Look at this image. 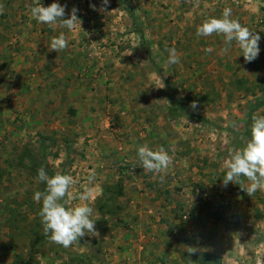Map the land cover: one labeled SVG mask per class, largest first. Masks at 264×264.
Here are the masks:
<instances>
[{
    "label": "rangeland",
    "instance_id": "374dc122",
    "mask_svg": "<svg viewBox=\"0 0 264 264\" xmlns=\"http://www.w3.org/2000/svg\"><path fill=\"white\" fill-rule=\"evenodd\" d=\"M34 2L0 0V264L264 261V192L222 186L229 150L264 115V0H110L105 11L101 0H41L66 4V18L76 7L73 31L31 18ZM225 7L261 36L253 62L235 42L224 54L222 35H196ZM61 32L68 47L49 51ZM167 48L180 63H166ZM144 144L173 157L163 182L141 167ZM42 166L72 175L73 193L94 170L98 236L48 240L33 199Z\"/></svg>",
    "mask_w": 264,
    "mask_h": 264
},
{
    "label": "clouds",
    "instance_id": "9594fccd",
    "mask_svg": "<svg viewBox=\"0 0 264 264\" xmlns=\"http://www.w3.org/2000/svg\"><path fill=\"white\" fill-rule=\"evenodd\" d=\"M110 0H101L99 11H105ZM94 10L95 5H90ZM66 4L53 2L43 6L41 0H35L30 7L31 18L38 23L46 24L53 30L57 26L67 28L69 31L81 28L82 21L78 17V9L73 7L67 13ZM0 14H3V6L0 5ZM213 34L224 37V47L221 51L227 54L233 42L241 49L245 63L253 62L260 53L259 42L261 36L243 26L238 19L232 18L231 8L225 7L219 18L211 17L205 19L196 29L198 37H210ZM68 47V39L63 32L51 39L49 51L60 52ZM169 65L180 63V57L175 48H167ZM211 51V49H206ZM169 103V102H168ZM143 106V105H141ZM190 107L195 110L198 107L193 101ZM250 139H247L242 147H233L229 150L228 158L224 161L225 173L222 178V186L227 187L229 183L239 185L240 189L250 197L257 191L264 192V115L253 113L251 117ZM228 126L237 129L236 121H229ZM140 165L146 173L159 176L173 164V157L164 147L153 150L147 144L138 146L136 149ZM96 179L94 170L89 172L86 185L82 191L73 193L70 189L78 183L69 174L57 172L49 176L45 167L38 169L36 180L43 183L45 188L42 191H35L33 199L40 204L39 217L43 227V233L51 243L69 248L77 244L79 239L91 234L98 236L95 228L98 220L93 219L94 208L90 201L94 199L92 187ZM78 200L79 204L70 206L69 201ZM190 248L189 253H194ZM256 264H264V261L257 260Z\"/></svg>",
    "mask_w": 264,
    "mask_h": 264
},
{
    "label": "trees",
    "instance_id": "16d2710c",
    "mask_svg": "<svg viewBox=\"0 0 264 264\" xmlns=\"http://www.w3.org/2000/svg\"><path fill=\"white\" fill-rule=\"evenodd\" d=\"M174 99L176 98L175 96L173 97ZM180 108H181V110H182V112H183V116H185V107L183 106V105H180ZM178 114V113H177ZM176 113H172V118L173 119H176V118H178L180 115H177ZM182 116V115H181Z\"/></svg>",
    "mask_w": 264,
    "mask_h": 264
},
{
    "label": "crops",
    "instance_id": "0c3cea01",
    "mask_svg": "<svg viewBox=\"0 0 264 264\" xmlns=\"http://www.w3.org/2000/svg\"><path fill=\"white\" fill-rule=\"evenodd\" d=\"M32 58H33V61L37 60L34 56H32ZM43 63H45V62L44 61L41 62L40 60H37V64H39L40 66H42Z\"/></svg>",
    "mask_w": 264,
    "mask_h": 264
}]
</instances>
